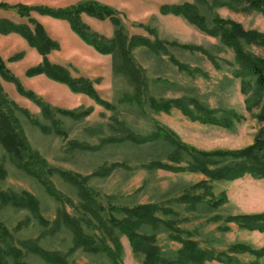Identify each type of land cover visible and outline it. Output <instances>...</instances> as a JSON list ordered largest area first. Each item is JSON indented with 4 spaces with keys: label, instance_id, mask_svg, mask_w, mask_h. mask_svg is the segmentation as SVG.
Wrapping results in <instances>:
<instances>
[{
    "label": "rangeland",
    "instance_id": "rangeland-1",
    "mask_svg": "<svg viewBox=\"0 0 264 264\" xmlns=\"http://www.w3.org/2000/svg\"><path fill=\"white\" fill-rule=\"evenodd\" d=\"M185 1L197 3L209 25H213V15L218 14L224 19L242 23L247 29L264 32L263 14L255 11L238 12L227 5L218 7L213 4V0H206L209 4L199 0H118L113 8L120 10L123 27L129 36L141 35L150 41L160 39L178 44H166L167 50H161L162 52H156L147 46H139L133 50L134 57L148 79V96L195 98L203 107L199 109L191 105L194 115L229 121L228 126L209 123L200 118L193 119L176 107L170 110H154L147 95L142 96L141 104L131 103L126 97L133 94V86L125 75L115 73L113 56L101 54L86 43L77 42L72 36L64 37L63 44L56 39L61 49L50 52L49 60L66 66L74 77L90 79L100 97L110 102L112 108L96 103L84 93L73 92L68 85L50 79L45 74L28 76L27 70L41 63L43 56L29 43L28 47L33 50L12 52L9 40L3 45L6 50L0 52V55L4 57L2 58L9 69L19 77L26 90L35 92L52 109L91 111L80 120L62 113L45 116L38 104L21 94L15 84L7 81L1 73L0 94L3 93L7 99L16 103L15 107L9 103L5 105L12 111L11 117L16 118L29 143L47 158L50 165L88 175L99 166L118 164L110 175L91 178L90 185L98 193L99 201L106 207L111 204L121 207L156 203L160 207L157 213L161 221L160 228L143 225L140 231L156 234L164 257L173 258L183 246L181 241L171 238L173 231L167 222L180 229L175 232L182 238L194 240L202 248L214 252H230L231 246L239 243L262 249L264 232L249 230L231 220V217L264 213V178L255 179L246 175L235 180H215L197 171L148 169L145 165L154 160L177 166H187L191 161V157L184 150L181 151L180 162L171 161L170 155L175 146L163 138L144 144H135L129 140L102 143L110 135L117 138L130 130L140 135H148L155 131L153 119H156L173 130L184 143L199 150H236L252 144L264 127V119L260 117L264 107V91L257 92L253 79L248 78L246 84L243 77L235 73L240 66L232 49L220 37L200 30L187 19L161 11L164 4H180ZM27 3L25 5L28 6L35 4ZM209 5L215 7L212 9ZM34 11L30 12V16ZM10 14L14 16L12 21L15 20L17 24L29 23L28 16L22 17L11 10ZM94 25L106 37H113L114 26L110 19L97 21ZM247 48L264 57V47L250 45ZM18 53H22L21 59L9 61ZM173 59L186 67L181 68ZM244 84L248 89L247 93L244 92ZM260 97L262 100L250 107V103ZM2 107L6 108L4 103ZM27 110L31 115L26 114ZM34 120L41 126L32 123ZM53 123L65 130L67 136L54 131ZM76 143L91 148L80 149L74 146ZM0 160L4 162L8 172L6 178L0 179V188L16 192L26 191L34 195L39 202L42 216L50 222L42 225L30 210L0 202V219L11 230L15 243L38 238L40 245L46 249H70L73 235L69 230L62 228L54 234L49 233V230L52 220L61 208L65 207L72 214L77 213L76 209L80 207L77 189L60 175H53L51 181L54 186L68 199H64V202L58 201L47 193L36 178L28 175L9 159L1 143ZM206 192L210 193L207 195ZM223 193L227 200L220 206L213 207L207 202V199H217ZM199 194L207 195V199L198 202L189 200V196ZM165 210H172L173 213ZM113 213L117 218L124 217L120 212ZM120 240L123 245V264H148L142 254L133 250L128 236L121 233ZM232 255L239 262L257 261L264 264V255L259 258L248 252H233ZM24 258L32 264H46L32 253L26 254ZM70 258L79 264H115L107 254H93L81 249ZM206 264L225 263L207 260Z\"/></svg>",
    "mask_w": 264,
    "mask_h": 264
},
{
    "label": "trees",
    "instance_id": "trees-1",
    "mask_svg": "<svg viewBox=\"0 0 264 264\" xmlns=\"http://www.w3.org/2000/svg\"><path fill=\"white\" fill-rule=\"evenodd\" d=\"M199 1L209 4L206 0ZM213 1V4L218 7L227 5V7L238 12L249 13L255 11L264 15V0ZM209 6L212 9L215 7L212 5ZM0 8H15L22 17H29L28 24H17L8 18H0V33L20 34L43 56L41 63L27 70L26 74L28 76L45 74L50 79L68 85L73 92L84 93L90 96L96 103L104 105L107 108H112V104L100 97L90 79L74 77L66 66L49 60L48 54L55 49H59L60 45L47 33L45 27L39 21L30 16L32 10L40 14L67 20L72 29L87 44L93 46L101 54H111L113 56V69L115 73L125 75L133 86V94L127 95L126 97L131 103L136 102L141 104L142 96H148L149 92L148 79L144 76L141 65L134 57L133 50L139 46H147L156 52H162L167 50L166 44L178 45L176 42H167L160 39L150 41L141 35L129 36L123 27V20L120 16L121 12L112 6L102 4L96 0H83L75 5L60 8H54L48 5L28 6L22 3L12 5L6 2H0ZM161 11L165 14L172 13L181 16L191 24L196 25L200 30L210 33L212 36L220 37L221 41L229 46L235 54L236 61L240 66L239 71L235 73L243 77L245 80L244 83L246 84L248 78L253 79L257 92L264 91V57L255 54L247 48L250 45L264 47V32L257 29H247L242 23L231 19H224L218 14L213 15V25H209L208 19L200 12L197 3L189 1L180 4H164L161 7ZM82 13H86L100 20L110 19L114 26L113 37L108 38L93 30L89 24L83 21L81 17ZM22 56V53L15 54L9 61L19 60ZM173 60L177 64L179 63L178 60ZM179 66L181 68L186 67L180 63ZM0 73L7 81L13 82L21 94L38 104L45 116H55V114L62 113L76 120H80L91 111V109L77 112L67 109H52L35 92L26 90L19 77L9 69L1 55ZM246 84H244V92L247 93L248 89ZM259 100H262V98L260 97L258 100L251 102L250 107L252 104L253 106L257 105V101ZM148 101L152 109L157 111L170 110L176 107L193 119L200 118L209 123L221 124L222 126L229 125V121H219L214 117L194 115L190 109L191 105L199 109L203 107L195 98H157L150 95L148 96ZM2 103H4V107L6 108L2 107ZM6 103L12 104L14 107L16 106L14 101L7 99L3 93L0 94V143L9 159L19 168L25 170L28 175L36 178L51 197L64 202V199H68L60 193L51 181L53 175H60L65 181L77 189V194L80 198V207H77L76 214L68 212L65 207L61 208L50 225L51 229L49 233L51 234L60 231L62 228H66L72 233L73 245L67 251L46 249L40 245L38 238L20 241V244H16L11 230L0 219V264H32L24 258L26 254L30 253L39 256L46 264H79L70 258L79 249L93 254H107L114 260L115 264H123L121 258L123 251V245L120 240L121 233L128 236L133 250L136 253L142 254L145 262L148 264H206L207 260H216L225 264H262L257 261L251 263L239 262V259L235 255H232V253L248 252L259 258L264 255V248L255 249L247 244L239 243L232 245L229 249L230 252H214L202 248L194 240L182 238L175 232L180 229L169 222L167 224L173 231L171 238L181 241L183 246L177 251V255L174 256L175 258L164 257L157 243L156 234L140 231L143 225H152L156 229L160 228L159 224L161 221L157 215L160 207L156 203L121 207L111 204L106 207L99 201L98 193L90 185L91 178L110 175L119 166L118 164L99 166L88 175H81L71 170L59 169L50 165L47 158L42 156L40 151L33 148L29 143L16 118L11 117L12 111L9 108L7 109ZM25 112L31 115L28 110ZM260 117L264 119V107ZM153 120L156 129L148 135H140L130 130L121 137L115 138L110 135L109 138L103 139L102 143L129 140L135 144H144L158 138H163L175 146L174 152L170 155L171 161L180 162L182 158L181 151L183 150L191 157V161L187 166H177V164L154 160L145 165L148 169L157 168L175 172L197 171L215 180H235L246 175L255 179L264 178V127L261 128L254 142L244 148L206 151L199 150L196 147L184 143L173 130L165 127L158 120ZM32 123L41 126L35 120ZM52 128L58 134L67 136L66 131L60 129L54 123ZM74 146L80 149L91 148L81 143H76ZM7 175L8 172L5 164L0 160V179L6 178ZM202 184L205 185V183ZM209 193L206 192L207 195ZM207 195L187 196L190 197L189 200L198 202L202 199L206 200ZM226 200L227 196L223 193L217 199L214 197L207 199V202L211 206L217 207ZM0 202L4 205L30 210L42 225L50 223L42 216L36 197L29 192H16L12 189L0 188ZM115 211L124 214V217L122 219L117 218L113 213ZM165 211L167 213H173L172 210ZM231 220L236 221L249 230L264 232V213L236 215L231 217ZM174 223L176 222L174 221Z\"/></svg>",
    "mask_w": 264,
    "mask_h": 264
},
{
    "label": "crops",
    "instance_id": "crops-1",
    "mask_svg": "<svg viewBox=\"0 0 264 264\" xmlns=\"http://www.w3.org/2000/svg\"><path fill=\"white\" fill-rule=\"evenodd\" d=\"M81 1H83V0H46V1L0 0V2H6V3L12 4V5L19 4V3L26 4V2H28V3H32V4L35 3L34 5H48V6L54 7V8L67 7V6H70V5H75V4H77V3L81 2ZM96 1H98V2H100L102 4H106V5L112 6V7H115L118 4L117 3L118 0H96ZM10 10L17 12V10L15 8H12V9L0 8V18H8V19H11V20L14 19V16L12 14H10ZM17 15H19L18 12H17ZM31 17L39 20L41 22V24L48 31V34L54 40H56V39L59 40L62 44L65 43L63 41V38L66 37V36H72V37L76 38L78 40L77 42L86 43L72 29L70 23L67 20H65V19L56 18V17L50 16V15L40 14L39 12H36V11L32 12ZM81 17H82L84 22L89 24L91 27H94L92 29H94V30L96 29L95 31H97V32H99V30L96 28V26L94 24L97 21L108 20V19L100 20V19L95 18L93 16H90V15H88L86 13H82ZM99 33H101V32H99ZM101 34H103V33H101ZM103 35H105V34H103ZM105 36H107V35H105ZM7 40H9L11 42V45H10L9 48H10V51H12V52H17L18 50H22V49H25L26 51L33 50L32 48L28 47L29 44H28L27 40H25L22 36H20V34H18V33H10V34H2V33H0V52H4L6 50V48L3 45L7 44ZM87 45H89V44H87ZM89 46H91V45H89ZM91 47L93 49H95L93 46H91ZM60 49L61 48L55 49L53 51H56V50L59 51ZM53 51H51V52H53Z\"/></svg>",
    "mask_w": 264,
    "mask_h": 264
}]
</instances>
